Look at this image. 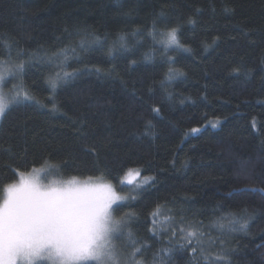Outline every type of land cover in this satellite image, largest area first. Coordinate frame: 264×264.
Listing matches in <instances>:
<instances>
[{"label": "trees", "instance_id": "trees-1", "mask_svg": "<svg viewBox=\"0 0 264 264\" xmlns=\"http://www.w3.org/2000/svg\"><path fill=\"white\" fill-rule=\"evenodd\" d=\"M161 12L170 26L182 25L188 49L168 53L185 73L168 87L171 99L160 88L169 67L162 49L153 51L159 46L151 37L131 35ZM76 27L107 34L109 43L126 33L135 47L109 56L105 46L71 60L68 71H90L58 90L55 112L43 83L50 69L35 62L26 69L25 82L36 81L35 94L48 107L11 106L1 118L0 197L5 184L33 168L56 166L50 180L102 175L127 198L117 215L135 213L133 229L151 245L149 261L169 239L148 231L157 205L205 224L219 215L211 211L217 204L247 208V233L221 237L224 250L231 264H264V193L242 191L264 189V0H0V54L3 40L13 38L26 52H51L75 43L65 29ZM131 172L140 176L127 183ZM188 259L177 252L172 264Z\"/></svg>", "mask_w": 264, "mask_h": 264}, {"label": "snow or ice", "instance_id": "snow-or-ice-1", "mask_svg": "<svg viewBox=\"0 0 264 264\" xmlns=\"http://www.w3.org/2000/svg\"><path fill=\"white\" fill-rule=\"evenodd\" d=\"M188 23L195 22L189 19ZM181 28L180 24L170 26L161 12L152 20L150 27L138 28L131 33L133 37H151L153 46H159L153 51L162 49L161 60L169 67L160 81V88L168 99L172 97L168 87L185 76L182 69L173 66L176 59L168 55L169 51L188 50L180 41ZM65 32L69 38L75 34L78 40L73 43L69 39L67 44L51 52L43 46L26 52L19 48V41L15 38L3 40L0 118L11 106L34 103L48 107L35 94L36 81L28 84L24 80L26 69L34 66V62L50 69L43 83L50 92L45 99L51 103L50 111L55 112L59 110L56 102L58 90L90 71L87 67L68 71L71 60L79 63L80 53L105 46L109 56L132 52L135 47L129 45L126 33H118L116 39L109 43L107 34L102 37L84 27H76L73 32L65 29ZM140 42V39L136 40V44ZM14 47L15 58L12 55ZM22 57H27V60ZM152 58L147 53L144 55V59ZM95 71L98 73L99 69ZM151 111L159 115L161 109L153 105ZM147 123L154 127L151 121ZM191 132L198 133L200 128H192ZM90 151L96 150L92 148ZM57 173L56 166L33 168L31 172H21L18 181L3 186L0 197V264H172L177 252L189 257L187 264H231L224 250L226 241L221 237L247 233L253 218L247 208L237 211L217 204L211 211L213 214L219 212V215L205 224L201 219H189L182 213L177 218L171 209L165 213L162 206L157 205L151 213L148 231L153 237L168 235L169 239L165 246L152 253L149 261L146 253L151 245L134 231L135 213L117 215V210L123 206L118 202L125 201V196L120 195L110 182H104L102 175L97 178L89 176L85 180L75 176L67 180L49 179ZM242 191L264 193V189L254 188ZM213 229L219 233L218 236H212ZM217 247L220 250L213 251Z\"/></svg>", "mask_w": 264, "mask_h": 264}, {"label": "rangeland", "instance_id": "rangeland-1", "mask_svg": "<svg viewBox=\"0 0 264 264\" xmlns=\"http://www.w3.org/2000/svg\"><path fill=\"white\" fill-rule=\"evenodd\" d=\"M0 121H1V118H0ZM137 173L139 172H131L129 173L125 179H126V182L128 183L129 180H131V183H133L137 178H139L140 174L137 175ZM124 202V201H123ZM123 202H118L120 204H122ZM114 208L116 207V205L113 206Z\"/></svg>", "mask_w": 264, "mask_h": 264}]
</instances>
